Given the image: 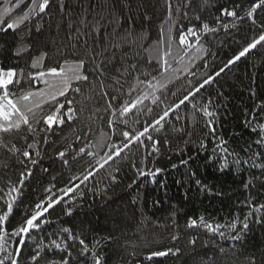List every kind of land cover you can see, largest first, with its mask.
Instances as JSON below:
<instances>
[{
  "label": "snow or ice",
  "instance_id": "obj_1",
  "mask_svg": "<svg viewBox=\"0 0 264 264\" xmlns=\"http://www.w3.org/2000/svg\"><path fill=\"white\" fill-rule=\"evenodd\" d=\"M9 2L11 6L0 11V34L12 35L11 43H0V149L14 158L20 167L18 181L10 184L6 190L0 189L3 193L0 195V264H73V259L75 264H104V257L97 250L100 241L89 247L85 239L81 238V232L59 225L51 219L52 214L59 206L64 216H72L77 197L83 200L85 196L83 191L78 190L81 185L87 187L90 178L99 179L101 183L107 179L109 188L116 185L119 182L118 174L123 171L118 161L129 159V167L134 169L129 188L137 179L145 177H151L153 183H159L157 177L166 169L152 167L145 170L147 164L152 163L148 157L159 152L157 145L161 143L153 133L164 129L173 119H186L189 113L193 120L196 119L195 114H202L206 131L197 136V148L206 151L208 144L205 141L211 138L213 156L216 157L213 167H218L221 172L230 166L237 171H246L248 179L243 188L249 193L252 188L264 187V104H255L258 111L246 114L243 123L251 138L241 157L240 153L226 147L228 141L217 131L218 97L222 93L217 91L215 97L212 93L214 87L220 86L221 80L234 72V66L239 62L250 61L252 56L264 59V54L260 52V49H264V0H250L247 8L243 3L237 6L236 0H230L231 7L220 4L218 0H175V12L180 14L181 21L187 18L191 22L193 16L190 13L199 12L201 8L206 11L210 5L218 15L211 21L195 15L198 23L185 25L182 29L175 22L170 23L167 32L162 33L157 41V45L164 44V51L161 53L159 47L156 48L155 63L149 62L148 70L141 51L143 36L131 28L120 31V20L113 11L127 6L131 12L128 0H105V4H111L108 11L102 8L90 19L87 16L75 20L69 17V26H75L74 34L69 33L75 41L70 46L72 51L57 57L64 60L62 65L48 66L35 73L25 71L19 66V61L27 58L31 61L30 67L37 68L39 60L32 56L36 45L34 41L28 40V36L33 28L43 36L45 29L41 21L51 15L53 0H30L27 4L25 0ZM21 5H25L26 10ZM167 5L172 21L173 0H167ZM98 7L101 6L95 0H90L84 11ZM59 9L64 12V0H60ZM238 22L248 23L256 34L226 61H217L215 53L202 42V37L221 30L225 34L230 33L231 29L238 30ZM173 28H176L175 35ZM101 30L104 32L103 37L99 36ZM41 45L47 47L43 41ZM117 49L120 50L119 54ZM43 55L48 57L47 52ZM8 61L16 63L9 65ZM137 73L145 78L133 87L132 80ZM38 84H43V87H38ZM143 84L147 85L146 89L140 86ZM173 86L177 88L176 91ZM125 95L127 99H124ZM169 95L174 99L169 100ZM77 96H91L103 101V111L108 113L103 122L108 131L101 132L94 140L96 130L89 127L83 135L76 137L79 144L75 149L68 145L49 158L52 164L58 161L61 170L71 169L74 163L79 162L77 158L83 160L88 157L94 163L63 185L53 176L44 188L45 195L31 206L30 212L15 215L14 210L24 203L23 189L37 179L34 175L36 167L39 165L43 173L50 171L41 164L48 153L42 154L36 150L35 137L39 136L43 145L50 146L55 143V139L50 140V137L55 138L58 132L63 133L65 128L77 125L83 110L82 106H77ZM145 101H150L155 108ZM140 115L150 119H145L141 127L137 128ZM22 131L26 133L23 139H31L32 142L18 146L17 134ZM185 134L189 136L185 140L186 144L195 142L191 139L195 128ZM94 147L107 150L97 158ZM134 148L137 153L141 150L147 152V155H142L139 164L135 159H130ZM190 159H181L179 165L173 163L172 168L184 166L189 180L203 191L205 186L191 170ZM105 165H116L106 178L101 172ZM253 169L256 171L253 172ZM96 188L97 185H94L88 191L96 194ZM101 194H104V190H101ZM240 204L248 210L242 216H234L227 225L209 222L204 216H199L187 218L185 227L203 229L214 242L216 238L239 241L250 230L251 223H264V203H253L249 195ZM53 224H57L55 229L51 227ZM173 224L172 231L175 233L179 225L174 221ZM171 239L176 241L178 236L173 234ZM189 243L194 245L196 237H192ZM179 252L178 247L168 248L152 252L147 258L151 260L170 254L176 256ZM246 264H264V253L259 260L254 255L248 256Z\"/></svg>",
  "mask_w": 264,
  "mask_h": 264
},
{
  "label": "trees",
  "instance_id": "obj_2",
  "mask_svg": "<svg viewBox=\"0 0 264 264\" xmlns=\"http://www.w3.org/2000/svg\"><path fill=\"white\" fill-rule=\"evenodd\" d=\"M29 2L30 0H25L26 4ZM95 2L101 7L85 12L84 7H88L90 0H64L65 9L62 13L59 9L60 0H53L50 5L51 15L41 21V26L45 29L43 36L36 33L34 28L28 36V40L34 41L36 45L32 56L39 60L37 68L32 69L31 61L27 58L20 60L19 66L25 71L35 73L48 66L62 65L64 60L57 59V57L72 51L70 46L75 42L69 36L70 32L74 34L75 31L74 25L69 26V17L75 20L78 17L87 16L90 19L102 8L104 11L111 9V4H105V0H95ZM218 2L232 6L230 0H218ZM236 2L237 6L243 3L247 8L250 0H236ZM128 3L131 12L127 6L116 8L113 11L120 20V31L131 28L143 36L141 51L147 65L146 70L150 68L149 62L155 63L156 48L159 47L160 52L163 53L164 44L157 45V41L162 33L167 32L170 23L175 22L182 29L185 25L193 26L198 23L194 18L195 15L201 16L205 21H211L218 15L210 5L206 11L201 8L199 12L190 13L193 16L191 22L187 18L181 21L180 14L175 12V0H173L174 15L170 21L167 0H128ZM10 6L9 0H0V11ZM21 8L26 10L25 5H21ZM181 8H183L182 5ZM238 24L239 29H231L228 34L221 30L202 37V42L211 52L215 53L217 61H226L256 34L250 29L248 23L238 22ZM108 31L111 32V28ZM175 34L176 28H173V35ZM99 36H104L103 30ZM4 41L11 43L12 35L0 34V43ZM41 41L47 44L46 48L41 45ZM57 49L60 51L57 52ZM116 51L119 54L120 50ZM45 52L48 53V57L43 55ZM260 52L264 54V49H260ZM68 62L71 63L72 60L69 59ZM15 63V61H8L9 65H15ZM144 78L137 73L136 78L132 80L133 87H136L139 80ZM140 86L147 88L146 84ZM38 87L42 88L43 84H38ZM173 90L176 91L177 88L173 86ZM217 91L222 93L218 97L217 131L228 141L226 147L230 150L234 149L243 157V149L251 138L249 130L244 127L243 123L246 114L249 111H258L254 107L255 104H264V59L252 56L250 61L239 62L234 66V72L221 80L219 87L213 88V97ZM124 99H127L126 95ZM170 99L174 97L169 95ZM145 103L155 108L150 101H145ZM77 106L83 107L78 124L65 128L63 133L58 132L55 138L50 137V140L55 139L54 144L43 145L40 137H35L36 150L41 151L42 154L48 153L41 160V164L48 167L50 171L43 173L39 165L36 167L34 175L37 179L28 183V186L23 189L24 203L14 210L15 215L30 212L31 206L45 195L44 188L47 182L52 181L53 176L60 185H63L65 181L88 168L90 163H94L88 157L83 160L77 158L79 162L74 163L71 169L61 170L60 163L57 161L56 164H52L49 158L68 145L75 149L79 144L76 137L83 135L89 127L96 130L94 140L101 132L108 131L103 122L108 117V113L103 111V101L95 100L91 96H77ZM195 115V120L190 113L184 120L175 121L173 119L164 129L153 133L161 143L157 145L159 152L148 157L152 163L147 164L145 170L152 167L166 169L157 177L159 183H153L151 177H145L137 179L129 188L128 185L133 180L134 169H130L129 159L118 161L123 171L118 174L119 182L116 185L109 188L107 179L101 183L99 179L90 178L87 187L81 185V189L78 190L83 191L85 196L83 200L77 197L73 215L64 216L58 206L51 219L63 227L81 232V238L85 239L89 247L100 241L97 250L104 257V264H246V258L250 255H254L259 260L261 254L264 253V223H251L250 230L239 241H222L216 238L214 242L213 238L206 235L203 229L193 230L185 227L187 218L199 216H204L209 222L227 225L234 216H242L248 210L240 204V201L249 195L252 196L253 203H264V187L252 188L250 193L243 188L244 182L248 179L246 171H237L230 166L229 169L221 172L218 167L212 166L216 157L213 156L214 145L210 137L205 141L208 144L207 150H198L197 136L206 129L203 126L202 114ZM129 116L131 117L132 114L130 113ZM135 118L132 117V119ZM139 119L140 124L136 125L137 128L141 127L143 121L150 117L140 115ZM193 128H195V134L191 139L195 142L186 144L185 140H188L189 136L185 133ZM24 135L26 133L23 131L17 134L18 146L32 142L31 139L25 141ZM106 150L104 147L93 148V151L98 153L97 158L103 156ZM33 155H35L34 151ZM142 155H147V152L141 150L137 153L134 148L130 159H135L139 164ZM205 157L208 159L205 160ZM189 158H191L189 160L191 170L205 186L203 191L196 186L194 181L189 180L184 166L180 165L177 169L172 168L173 163L179 165L181 159ZM115 166L105 165V169L101 170L105 178ZM19 167V163L14 158L0 149V189L6 190L10 184L18 181ZM94 185H97L96 194L88 191ZM101 190H104V194H101ZM0 195L3 193L0 192ZM173 221L179 225L175 233L172 231ZM56 226L57 224H53L51 227L55 229ZM173 234L178 236L176 241L171 239ZM192 237H196L194 245L189 243ZM29 243L31 244L32 241ZM177 247L180 252L176 256L170 254L166 257H153L151 260L147 258L152 252ZM73 264H75V259H73Z\"/></svg>",
  "mask_w": 264,
  "mask_h": 264
}]
</instances>
